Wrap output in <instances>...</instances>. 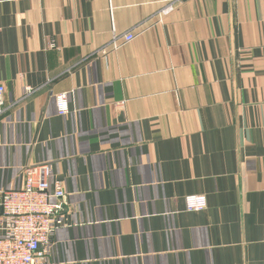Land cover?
Listing matches in <instances>:
<instances>
[{"label":"crops","instance_id":"obj_1","mask_svg":"<svg viewBox=\"0 0 264 264\" xmlns=\"http://www.w3.org/2000/svg\"><path fill=\"white\" fill-rule=\"evenodd\" d=\"M0 84V189L68 193L35 264H264V0H0Z\"/></svg>","mask_w":264,"mask_h":264},{"label":"built area","instance_id":"obj_2","mask_svg":"<svg viewBox=\"0 0 264 264\" xmlns=\"http://www.w3.org/2000/svg\"><path fill=\"white\" fill-rule=\"evenodd\" d=\"M170 3L164 11L173 8ZM135 38L133 32L114 34L111 44L119 47ZM37 89L28 88L25 98ZM6 88L0 84V119L10 108L5 102ZM60 115H67L69 93L56 96ZM124 104V103H122ZM25 183L20 188L0 189V264H35L44 247L52 240L56 229L64 222L68 210V193L60 180L51 183L53 165L49 162L24 169ZM188 211H199L208 205L204 195L185 198Z\"/></svg>","mask_w":264,"mask_h":264}]
</instances>
